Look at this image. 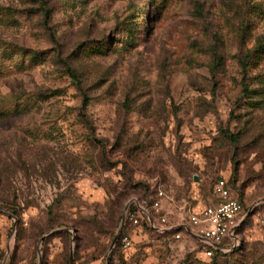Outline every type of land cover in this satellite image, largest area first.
<instances>
[{"label": "rangeland", "instance_id": "1", "mask_svg": "<svg viewBox=\"0 0 264 264\" xmlns=\"http://www.w3.org/2000/svg\"><path fill=\"white\" fill-rule=\"evenodd\" d=\"M218 177L244 217L216 264H264V0H0V264H211L187 215ZM158 187L179 237L111 247Z\"/></svg>", "mask_w": 264, "mask_h": 264}, {"label": "built area", "instance_id": "2", "mask_svg": "<svg viewBox=\"0 0 264 264\" xmlns=\"http://www.w3.org/2000/svg\"><path fill=\"white\" fill-rule=\"evenodd\" d=\"M212 192L215 196V201L204 205L200 210L192 212L189 215L190 221L198 226V231H196L195 234L198 235L202 252L207 257L211 256L213 250L216 248L227 251L235 245L236 236L234 231L244 217V213L242 214L243 204L239 197L232 193L226 178H216L213 183ZM163 193L161 187L156 189V197L151 204L156 211L159 208V198ZM130 202L136 205L137 208L135 210L128 211ZM123 212V223L127 215L132 220L133 224H138L142 214H145L151 227L159 232L177 227L174 224H166L164 222V216L161 217L162 224H156L148 207L140 203L136 198H132L127 202ZM174 236L179 237V231H175ZM227 239H232V244L227 245ZM128 242V236H122V245L125 246Z\"/></svg>", "mask_w": 264, "mask_h": 264}, {"label": "trees", "instance_id": "3", "mask_svg": "<svg viewBox=\"0 0 264 264\" xmlns=\"http://www.w3.org/2000/svg\"><path fill=\"white\" fill-rule=\"evenodd\" d=\"M62 64L64 66V69L66 71V73H68V75H70L74 81H75V84H76V87L81 91V104H80V110H79V115L80 117L82 118V120L84 121V123L86 124L87 127H91V123L89 121V119L86 117V113H85V110L84 108L86 107L88 101H89V97L88 95L83 91V88L81 86V80H80V77H79V74L77 73L76 69L73 67V65L71 63H69L66 59H62ZM242 64H247L246 61H243ZM242 93L244 95H248L249 93V88L246 86V84H244L243 88H242ZM223 133L229 137L230 139H233V134L228 132V130H223ZM228 182V180H227ZM156 192V189L153 190V193ZM152 194H150V198L148 200H146L147 198H136L138 201L142 202L143 205L145 206H151L152 202H153V199L154 198H151ZM240 201L242 202L241 198L239 197ZM4 202V199H2V196L0 195V204H2ZM137 207L134 203L130 202L129 205H128V211L130 210H135ZM151 214V213H150ZM152 216V215H151ZM153 217V216H152ZM242 222V221H241ZM241 222L237 225V227L235 228V231L238 230ZM132 220L126 215L125 217V220H124V223H123V227L120 231V234L114 244L115 247H119L122 243H121V238L122 236L124 235H127V229L129 228L130 225H132ZM138 224H141V225H145L146 227L148 228H153L151 227L149 221L147 220L146 218V215L145 214H142V217L140 219V222ZM180 230L179 227H175V228H172V229H169V230H166V231H163V232H160V233H167L168 231H172V232H175V231H178ZM234 231V232H235ZM227 241V240H226ZM230 250H227V251H222L218 248L214 249L213 250V253L211 256H209L210 258L212 257V260H211V264H216V259H215V254H218V253H227L229 252Z\"/></svg>", "mask_w": 264, "mask_h": 264}, {"label": "crops", "instance_id": "4", "mask_svg": "<svg viewBox=\"0 0 264 264\" xmlns=\"http://www.w3.org/2000/svg\"><path fill=\"white\" fill-rule=\"evenodd\" d=\"M164 192V191H163ZM163 195H164V193H163ZM162 195V196H163ZM162 196L160 197V198H162ZM212 196H213V201L212 202H214L215 201V196H214V194H213V192H212ZM160 198H159V203H160ZM211 202V203H212ZM203 207V206H202ZM201 207V208H202ZM200 208V209H201ZM200 209H198V210H200ZM198 210H188V218H189V215H190V213H192V212H197ZM189 222L191 223V225H190V228H189V231H190V233L191 234H193L198 240H199V238H198V235L197 234H195L196 233V231H198V226L197 225H195V224H193L191 221H190V219H189ZM172 225H173V223H171ZM174 225H176V224H174ZM184 225V224H183Z\"/></svg>", "mask_w": 264, "mask_h": 264}, {"label": "water", "instance_id": "5", "mask_svg": "<svg viewBox=\"0 0 264 264\" xmlns=\"http://www.w3.org/2000/svg\"><path fill=\"white\" fill-rule=\"evenodd\" d=\"M127 205V204H126ZM123 218H124V212H123V214H122V216H121V221H120V224H119V227H118V230H117V232L115 233V235L113 236V239H112V242H111V247L115 244V242H116V240H117V238H118V236H119V234H120V231H121V227H122V224H123ZM70 262L72 261V258H71V256H70Z\"/></svg>", "mask_w": 264, "mask_h": 264}]
</instances>
